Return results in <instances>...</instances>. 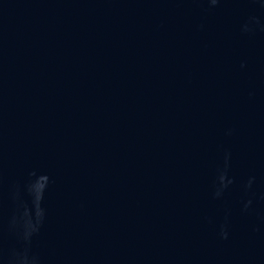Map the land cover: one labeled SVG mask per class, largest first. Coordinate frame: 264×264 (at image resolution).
Here are the masks:
<instances>
[{"label":"water","instance_id":"95a60500","mask_svg":"<svg viewBox=\"0 0 264 264\" xmlns=\"http://www.w3.org/2000/svg\"><path fill=\"white\" fill-rule=\"evenodd\" d=\"M0 264H264V0H0Z\"/></svg>","mask_w":264,"mask_h":264}]
</instances>
